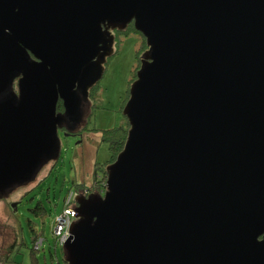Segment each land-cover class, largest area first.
I'll return each mask as SVG.
<instances>
[{
  "label": "water",
  "instance_id": "95a60500",
  "mask_svg": "<svg viewBox=\"0 0 264 264\" xmlns=\"http://www.w3.org/2000/svg\"><path fill=\"white\" fill-rule=\"evenodd\" d=\"M131 24L127 139L75 197L66 262L264 264V0H0V193L59 159L58 103L79 110Z\"/></svg>",
  "mask_w": 264,
  "mask_h": 264
},
{
  "label": "rangeland",
  "instance_id": "374dc122",
  "mask_svg": "<svg viewBox=\"0 0 264 264\" xmlns=\"http://www.w3.org/2000/svg\"><path fill=\"white\" fill-rule=\"evenodd\" d=\"M134 30L118 34L115 53L107 59L103 77L93 91L94 105L86 129L83 124L90 109L78 126L82 130L75 135L67 129L59 131L60 156L55 164L47 161L30 181L0 193V256L15 244L9 261L0 264H65L62 247L55 248L52 226L64 210L67 195H84L87 187L96 185V170L108 165L112 151L110 144L102 140L104 130L127 126L123 108L145 52V37ZM18 79L11 85L16 95ZM41 181L42 185L31 191ZM39 200L46 208L40 215L35 209ZM18 202L15 211L12 208ZM36 235L43 238L44 245L34 251Z\"/></svg>",
  "mask_w": 264,
  "mask_h": 264
},
{
  "label": "trees",
  "instance_id": "16d2710c",
  "mask_svg": "<svg viewBox=\"0 0 264 264\" xmlns=\"http://www.w3.org/2000/svg\"><path fill=\"white\" fill-rule=\"evenodd\" d=\"M128 29H131V30L133 29L134 30L133 24L130 25L128 27ZM127 30H125V31H127ZM125 31H122V32H125ZM143 48L145 50L147 49L146 41L144 42ZM141 56H142V54H141ZM140 64H141V57H140V63H139L138 69L140 68ZM135 78H136V76H135ZM128 98H129V94H128ZM128 98H127V100H128ZM127 100H126V102H127ZM126 123H127V120H126ZM128 128H129V125L127 123V126H120V127L114 128V129L104 130L102 140L103 141H107L110 144V149L112 151L111 159L109 161H107L108 164L114 162L116 160L117 155L123 150L125 142H126V139H127V135H128ZM54 168H55V166L53 167V169ZM53 169L50 171L48 177L52 174ZM95 174H96V176H95V180L96 181H94V182L96 183V185L93 186V188L87 187L84 190V192H83L85 194V196L93 193L94 190L97 191V193H103L104 190L106 189V185H105L106 184V178H107V176H106V167L105 168L99 167V169L96 170ZM43 181H41L31 191H33L36 188H39L42 185ZM77 185H76V187H77ZM31 191H28L27 193H29ZM19 203L20 202L16 203V205L13 206L12 209L16 211L17 206H18ZM35 209H36V213H38L39 215L46 211V208L44 207L43 200H39L37 202V206H36ZM38 237H39V235H36L35 238H34V241H36V239ZM14 246H15V244L13 243L10 247H8V249L3 254H1L0 263L9 261V257L11 255L12 251H13V247ZM58 246H61V245L57 244V242L55 240V248H57ZM61 247H62L63 255H64V248H63V246H61ZM33 250L35 251L36 249L34 248ZM52 255L54 256L55 253L54 254L52 253ZM63 257H64L65 264H68L66 262V260H65V256H63Z\"/></svg>",
  "mask_w": 264,
  "mask_h": 264
},
{
  "label": "flooded vegetation",
  "instance_id": "af4514ba",
  "mask_svg": "<svg viewBox=\"0 0 264 264\" xmlns=\"http://www.w3.org/2000/svg\"><path fill=\"white\" fill-rule=\"evenodd\" d=\"M120 32H122V31H119L118 29L112 30V34L114 35V44H113L114 53H115L116 43L118 42L117 41V37H118V34ZM106 45H108V42H106ZM107 50L111 51V49L108 48V47L106 48V51ZM109 57H107L106 59H108ZM97 84H98V82L94 86H92V88H90L89 91L86 94H85V92H83L82 89L77 88V94L80 97V103H79L80 106H79V110L73 115H67L65 113V111H64L65 108H64V105H63V101L60 100V102L58 103V106H57V112L59 114L63 115V119H62L61 124L59 126V131H63V129H67L69 132H72L71 135H75L77 131L82 130L81 128L79 129L78 126H80L81 123H82V120H83V117H84V113L87 112L90 109L89 113L87 114L85 123L83 124V129L84 128L86 129L87 123H88L87 120L92 115L91 109H92V107L94 105L93 91H94L95 87L97 86ZM259 240H262V236L259 238Z\"/></svg>",
  "mask_w": 264,
  "mask_h": 264
},
{
  "label": "built area",
  "instance_id": "2783aa9c",
  "mask_svg": "<svg viewBox=\"0 0 264 264\" xmlns=\"http://www.w3.org/2000/svg\"><path fill=\"white\" fill-rule=\"evenodd\" d=\"M75 193H69L65 199L64 210L59 213L52 226V233L57 244L64 246L70 236V228L77 219L78 203L75 200ZM85 195V194H84ZM44 245V240L38 237L34 243V248L40 250Z\"/></svg>",
  "mask_w": 264,
  "mask_h": 264
}]
</instances>
